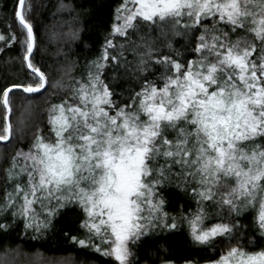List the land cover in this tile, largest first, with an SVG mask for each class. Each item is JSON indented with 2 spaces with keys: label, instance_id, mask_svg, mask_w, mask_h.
Listing matches in <instances>:
<instances>
[{
  "label": "snow or ice",
  "instance_id": "snow-or-ice-1",
  "mask_svg": "<svg viewBox=\"0 0 264 264\" xmlns=\"http://www.w3.org/2000/svg\"><path fill=\"white\" fill-rule=\"evenodd\" d=\"M55 7L80 40L82 5ZM33 10L0 7V54L19 44L23 70L0 85V234L37 239L75 213L65 237L108 264H141L133 246L158 241L151 264H264V0H120L77 75L37 61ZM169 192L195 209L169 213ZM173 244L218 255L177 261Z\"/></svg>",
  "mask_w": 264,
  "mask_h": 264
},
{
  "label": "trees",
  "instance_id": "trees-1",
  "mask_svg": "<svg viewBox=\"0 0 264 264\" xmlns=\"http://www.w3.org/2000/svg\"><path fill=\"white\" fill-rule=\"evenodd\" d=\"M60 0H32L34 10L31 12L34 30L37 33L39 40V52L37 53L38 62H46L51 65V71L57 75L65 71L61 68V64H72L75 62V69L73 75H77L82 71L86 57H92L104 42V37L107 35L110 20L114 18L115 9L120 3V0H71L72 3L82 5L81 9V23L83 24V31L80 33V40L73 41L69 33V25L72 23L66 16H62L56 11V5ZM4 4L9 6L11 10L12 0H0V7ZM55 14V15H54ZM4 16L0 12V19ZM5 23H0V31L5 30ZM62 51L57 54V50ZM64 53H68L70 59H64ZM21 47L19 44L12 45L4 53L0 54V85L4 83L5 77L8 80L17 79L23 75V70L20 68L19 57L21 56ZM9 57L14 58V66L9 65L7 71L4 70L3 60ZM67 81V77H65ZM22 103L21 98L16 99V104ZM37 103H42L37 101ZM46 124V119L42 121ZM29 134V138H30ZM24 146H27L28 141L25 140ZM15 144V142H14ZM3 192L0 190V197ZM166 196L171 201V206H167L169 213L175 214L179 210V205L182 203H189L195 209V201L189 200V196L184 194L176 195L175 192L166 193ZM76 214L71 213L68 217L63 219L57 218L54 221V226L50 228L46 235L37 239L32 238L31 230L28 235H21L22 224L14 225L7 234H0V256L9 253H19L24 256H35L33 253L40 252L44 259L49 258H69L71 262L77 264H108L109 258L104 257L87 249H80L78 245L74 244L70 239L65 237V232L72 229V234L75 235V229L78 224L74 223ZM251 217L245 216L244 223H250ZM72 221V222H69ZM182 232H187V224L181 226ZM179 239V237L177 238ZM148 241L158 240L157 236L147 238ZM163 241H158L155 246H150L149 243H144L139 246H133L136 250V255L140 258L141 264L145 260L151 261L157 259L156 248L160 246ZM19 246V248H17ZM246 247L251 248V245L246 244ZM257 246H264V241H260L257 236ZM219 248V245L217 246ZM27 253V254H25ZM6 254V255H7ZM163 255V252H161ZM171 257L177 261L183 256L192 255L201 260L215 257L218 252H213L211 249L202 251L199 248L192 249L191 246L180 247L173 244L170 252Z\"/></svg>",
  "mask_w": 264,
  "mask_h": 264
},
{
  "label": "rangeland",
  "instance_id": "rangeland-1",
  "mask_svg": "<svg viewBox=\"0 0 264 264\" xmlns=\"http://www.w3.org/2000/svg\"><path fill=\"white\" fill-rule=\"evenodd\" d=\"M55 259L57 261L69 258H49L45 260ZM36 257L32 258V256H24L22 254L17 253H9L7 255L0 256V264H34ZM71 262V261H70Z\"/></svg>",
  "mask_w": 264,
  "mask_h": 264
}]
</instances>
